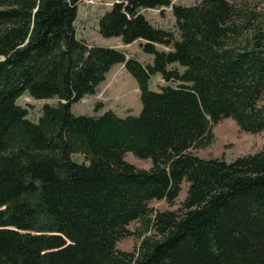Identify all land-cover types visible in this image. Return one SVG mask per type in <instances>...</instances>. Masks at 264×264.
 I'll return each mask as SVG.
<instances>
[{
  "label": "trees",
  "instance_id": "trees-1",
  "mask_svg": "<svg viewBox=\"0 0 264 264\" xmlns=\"http://www.w3.org/2000/svg\"><path fill=\"white\" fill-rule=\"evenodd\" d=\"M82 1L0 0V264H264V149L231 162L193 152L225 119L264 133V0L174 5L177 33L143 14L171 0L115 2L100 34L141 42L147 63L79 38ZM119 64L141 113L76 115ZM26 93L59 103L33 122ZM184 185L179 210L152 207ZM135 222L151 233L123 251Z\"/></svg>",
  "mask_w": 264,
  "mask_h": 264
},
{
  "label": "rangeland",
  "instance_id": "rangeland-1",
  "mask_svg": "<svg viewBox=\"0 0 264 264\" xmlns=\"http://www.w3.org/2000/svg\"><path fill=\"white\" fill-rule=\"evenodd\" d=\"M119 0H83L79 4L78 19L76 27L79 38L91 45L103 47H114L126 51L130 56L141 59L143 62H152L153 56L146 54L141 42L130 45L123 43L121 38H105L100 34V20L113 4ZM170 7L144 10L143 14L156 27L171 30L177 33V20L174 15L173 6H191L200 0H171ZM160 50H168L164 46L158 45ZM165 82L161 76L153 78L151 87L159 90ZM59 100L37 99L29 93L24 94L19 99V104L29 112L28 118L33 122H38L43 115L46 105H57ZM141 92L138 83L127 71L125 65H116L107 75L98 88L96 94L86 96L81 101L73 105V112L76 115L98 116L107 111H114L121 117L139 115L142 111ZM199 148L194 149V153L201 158H217L228 162L248 154L256 153L264 149V133L251 134L241 131L236 122L232 119H225L214 126L199 144ZM78 162H84V156H75ZM127 161L140 169H149L152 166L151 160L140 159L133 154L127 155ZM188 185H184L181 197L174 205L164 201H154L152 207L158 211L179 210L186 197ZM132 236L122 240L118 247L123 251L133 252L137 249L144 238L151 232H146V227L141 222H135L130 226Z\"/></svg>",
  "mask_w": 264,
  "mask_h": 264
}]
</instances>
